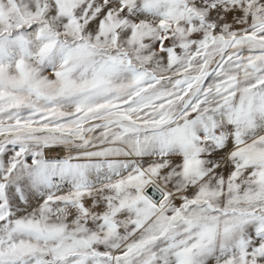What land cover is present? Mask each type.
Segmentation results:
<instances>
[{"label": "snow or ice", "instance_id": "1", "mask_svg": "<svg viewBox=\"0 0 264 264\" xmlns=\"http://www.w3.org/2000/svg\"><path fill=\"white\" fill-rule=\"evenodd\" d=\"M0 264H264V0H0Z\"/></svg>", "mask_w": 264, "mask_h": 264}]
</instances>
